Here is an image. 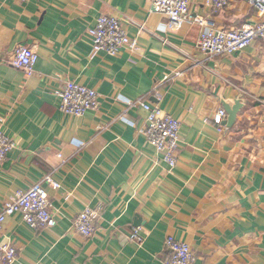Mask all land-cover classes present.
<instances>
[{
  "label": "crops",
  "instance_id": "obj_1",
  "mask_svg": "<svg viewBox=\"0 0 264 264\" xmlns=\"http://www.w3.org/2000/svg\"><path fill=\"white\" fill-rule=\"evenodd\" d=\"M187 1L222 29L264 22L243 0L218 12L213 0ZM102 16L119 19L136 49L95 52L88 32ZM201 32L153 0H0V129L15 144L0 162V208L41 183L57 221L42 230L20 214L6 221L0 245L16 264H166L168 237L189 245L195 264H264V41L210 59ZM23 46L39 56L31 77L11 65ZM69 82L95 90L99 109L62 114ZM140 98L181 124L173 170L138 133L146 115L129 103ZM47 174L60 189L43 184ZM86 209L89 238L73 228Z\"/></svg>",
  "mask_w": 264,
  "mask_h": 264
},
{
  "label": "built area",
  "instance_id": "obj_2",
  "mask_svg": "<svg viewBox=\"0 0 264 264\" xmlns=\"http://www.w3.org/2000/svg\"><path fill=\"white\" fill-rule=\"evenodd\" d=\"M26 3L31 0H16ZM254 7L264 18V0H243ZM214 12L221 11L229 6V0H213L208 3ZM157 11L169 19L191 21L202 28L198 46L210 59L236 54L250 47L256 40L264 41V22L259 25H246L239 29L219 28L214 20L196 16L193 17L187 0H153ZM89 36L95 52H106L115 55L124 48L136 49L137 39H132L124 29L120 20L112 16L99 17L95 25L89 29ZM39 61L37 53L28 47H19L11 59V65L25 76L31 77ZM62 114L74 117H83L90 111H96L100 106L99 94L88 87L69 82L59 93ZM141 108L146 120L138 130L139 135L155 149L156 153L168 164L169 170L175 169L178 163L177 153L180 146L181 124L171 115L163 114L162 110L144 99H137L129 103V107ZM226 112L220 111L214 122L222 125ZM219 118V119H218ZM15 144L0 129V162L5 161ZM43 184L54 190L60 189L61 184L53 174L43 178ZM51 203L42 184L27 190L20 191L7 200L0 208V230L6 221L17 215H22L24 222L33 230L52 229L57 221L51 212ZM74 230L84 238L94 234V214L91 210L82 211L74 222ZM137 243L142 239L135 232ZM167 254L166 264H195L196 257L186 243L168 237L164 243ZM17 254L10 245H0V264H16Z\"/></svg>",
  "mask_w": 264,
  "mask_h": 264
},
{
  "label": "water",
  "instance_id": "obj_3",
  "mask_svg": "<svg viewBox=\"0 0 264 264\" xmlns=\"http://www.w3.org/2000/svg\"><path fill=\"white\" fill-rule=\"evenodd\" d=\"M241 109V103L240 102H236L235 106L233 107H226V110L228 112V121H227V125L228 127H233V125L236 122L237 119V115L239 113Z\"/></svg>",
  "mask_w": 264,
  "mask_h": 264
},
{
  "label": "clouds",
  "instance_id": "obj_4",
  "mask_svg": "<svg viewBox=\"0 0 264 264\" xmlns=\"http://www.w3.org/2000/svg\"><path fill=\"white\" fill-rule=\"evenodd\" d=\"M219 119V118H218Z\"/></svg>",
  "mask_w": 264,
  "mask_h": 264
}]
</instances>
